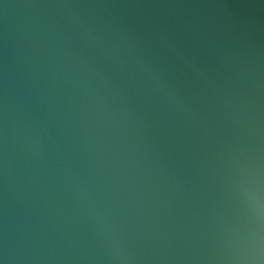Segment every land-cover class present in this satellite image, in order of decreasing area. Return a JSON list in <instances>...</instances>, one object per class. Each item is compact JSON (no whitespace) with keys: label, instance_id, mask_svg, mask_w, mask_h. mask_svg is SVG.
Listing matches in <instances>:
<instances>
[{"label":"water","instance_id":"95a60500","mask_svg":"<svg viewBox=\"0 0 264 264\" xmlns=\"http://www.w3.org/2000/svg\"><path fill=\"white\" fill-rule=\"evenodd\" d=\"M0 261L264 264V0H0Z\"/></svg>","mask_w":264,"mask_h":264},{"label":"clouds","instance_id":"9594fccd","mask_svg":"<svg viewBox=\"0 0 264 264\" xmlns=\"http://www.w3.org/2000/svg\"><path fill=\"white\" fill-rule=\"evenodd\" d=\"M260 189L259 187H257V190H256V196H255V207L257 208V215H261V208H262V205L260 204ZM252 259V258H250ZM260 260V255H259V251L258 253L255 255L254 257V261H259ZM0 264H3V261H0Z\"/></svg>","mask_w":264,"mask_h":264}]
</instances>
